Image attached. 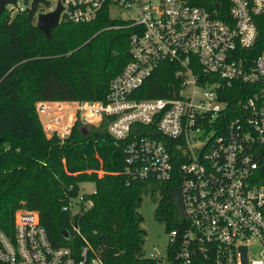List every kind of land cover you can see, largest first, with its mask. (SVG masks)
<instances>
[{
    "label": "built area",
    "instance_id": "2783aa9c",
    "mask_svg": "<svg viewBox=\"0 0 264 264\" xmlns=\"http://www.w3.org/2000/svg\"><path fill=\"white\" fill-rule=\"evenodd\" d=\"M58 2L59 23L91 22L106 9L132 27L130 59L104 99L38 102L42 128L61 142L76 123L105 122L124 152L112 173L127 184L180 181L182 220L166 230V251L144 258L264 264V0H228L225 11L218 1L208 9L189 0H42L36 18ZM164 62L173 94L137 97ZM82 185L63 210L81 215L93 206L95 189ZM79 227L71 223L68 242L55 244L38 212L19 208L10 231L0 228V264H105Z\"/></svg>",
    "mask_w": 264,
    "mask_h": 264
},
{
    "label": "trees",
    "instance_id": "16d2710c",
    "mask_svg": "<svg viewBox=\"0 0 264 264\" xmlns=\"http://www.w3.org/2000/svg\"><path fill=\"white\" fill-rule=\"evenodd\" d=\"M41 1L15 15L7 6L0 13V228L10 231L17 209L35 210L55 244L68 242L62 231L71 234L75 223L105 264H154L144 258L142 196L150 194L154 218L169 230L182 220L172 199L180 181L127 184L112 173L122 169L124 152L105 122L85 129L76 123L61 142L46 137L34 108L37 101L104 99L109 81L130 59L132 27L102 9L91 22L61 21L46 37L35 25ZM216 1L227 9L228 0H189L208 9ZM260 32L264 39V26ZM171 67L162 63L137 97L171 96ZM85 182L94 183L93 206L81 215L63 210Z\"/></svg>",
    "mask_w": 264,
    "mask_h": 264
},
{
    "label": "rangeland",
    "instance_id": "374dc122",
    "mask_svg": "<svg viewBox=\"0 0 264 264\" xmlns=\"http://www.w3.org/2000/svg\"><path fill=\"white\" fill-rule=\"evenodd\" d=\"M33 0H17L14 4L7 5L11 15H15L18 9H25L30 6ZM113 17H122L118 12H113ZM41 104L37 101L34 105L38 119L43 122V114ZM42 126V125H41ZM47 138H51L50 132L43 129ZM85 192L94 189L93 182H85L82 185ZM157 203L151 199L150 194L145 193L142 196L139 212L142 215L141 228L145 231L143 251L144 255L149 253H164L167 248V231L164 223L158 222L154 218V209Z\"/></svg>",
    "mask_w": 264,
    "mask_h": 264
},
{
    "label": "water",
    "instance_id": "95a60500",
    "mask_svg": "<svg viewBox=\"0 0 264 264\" xmlns=\"http://www.w3.org/2000/svg\"><path fill=\"white\" fill-rule=\"evenodd\" d=\"M17 0H0V13L3 9L9 5L14 4ZM216 7H219V3L216 2L214 4ZM62 10L61 4L58 2L57 7L53 11H49L46 13H38L36 18V27H38L46 37L50 36V31L53 27H56L59 24L60 12ZM85 129V127H83ZM172 199L176 204L179 213L184 214L182 193L180 187H176L172 191ZM62 236L64 238H68L69 232L65 229L62 231ZM141 254V253H140Z\"/></svg>",
    "mask_w": 264,
    "mask_h": 264
}]
</instances>
